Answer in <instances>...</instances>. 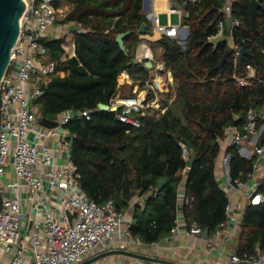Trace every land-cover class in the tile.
<instances>
[{
  "label": "trees",
  "instance_id": "obj_1",
  "mask_svg": "<svg viewBox=\"0 0 264 264\" xmlns=\"http://www.w3.org/2000/svg\"><path fill=\"white\" fill-rule=\"evenodd\" d=\"M252 1L235 0L233 6V16L241 21L234 42L252 52L244 56L242 66L235 65V52L227 39L216 44L209 41L218 32L223 0H172L181 5L182 25L189 28L186 48L168 37L148 41L175 77L176 98L165 113L146 110L140 115V126H133L117 120L120 109L98 110L91 120L75 118L67 124L74 135L72 161L81 175L83 190L98 204L113 199L118 211L132 210L133 238L155 243L170 236L182 172L193 157L185 180L186 223L197 222L212 234L225 220L228 199L215 175L221 152L218 139L228 126H240L248 109L264 107V0H258L256 29L251 24ZM66 3L71 9L64 23L79 27L73 32L76 55L62 59L64 36L43 40L47 60L58 62L37 101L43 117L66 110L94 109L100 103L111 105L119 93L131 94L128 85L124 91L118 84L123 71L134 80L149 76L146 63L134 61L136 47L143 41L141 25L148 24L147 34L152 31L143 12L144 0ZM126 32L123 50L117 36ZM229 49L232 53L218 69ZM247 65L255 68L256 78L247 86H239L234 75L244 74ZM182 143L189 152L188 162ZM259 144H264V134ZM228 153L232 177L251 170L253 162L242 158L236 146ZM164 178L166 182L159 191L157 186ZM260 191L264 194V180ZM141 195H146L144 205H131L132 199ZM257 247L264 251V205H249L243 215L238 252L255 254Z\"/></svg>",
  "mask_w": 264,
  "mask_h": 264
},
{
  "label": "built area",
  "instance_id": "obj_2",
  "mask_svg": "<svg viewBox=\"0 0 264 264\" xmlns=\"http://www.w3.org/2000/svg\"><path fill=\"white\" fill-rule=\"evenodd\" d=\"M66 1L25 0L19 35L0 83V259L8 254V264H81L110 250L131 249L141 254L140 250H153L158 257L180 264H204L203 256H198V261L194 259L200 252L215 253L220 258L225 244L239 237L247 207L264 205V194L260 191L264 180V144H259L264 134V108L248 109L242 124L228 126L218 139L221 152L215 162V173L228 203L225 220L212 234L206 238L204 227L185 221L187 165L178 188L175 225L167 239L191 238L192 243L161 245V242L145 243L133 238L130 212L118 211L113 199L103 204L92 200L83 190L81 175L72 161L74 135L67 124L75 118L91 120L100 108L63 111L57 115L58 126L48 128L40 124L43 116L33 102L42 94V86L50 82L58 64L47 60L43 40L60 23L59 34L66 41L74 24L64 23L71 9ZM223 1L218 32L209 41L216 44L227 39L235 52V65H239L240 47L234 42V32L241 21L233 16L235 0ZM146 18L153 31L186 48L185 26L162 25L154 10L147 12ZM134 61L152 62L149 76L134 80L123 71L118 84L132 86L131 94L119 93L112 105L120 109L116 115L118 121L140 126V115L146 110L165 113L173 102L171 98L164 105L165 95L175 91L176 82L172 69L155 55L149 42L143 40L137 45ZM255 78L252 65L246 66L244 74L234 75L239 86H247ZM181 145L184 160L188 162L186 144ZM235 146L242 158L253 162L251 170L240 177L230 174L232 158L228 149ZM139 199H132L131 205L138 204ZM238 249L239 245L230 254L229 264H264V251L259 247L251 255H240Z\"/></svg>",
  "mask_w": 264,
  "mask_h": 264
},
{
  "label": "water",
  "instance_id": "obj_3",
  "mask_svg": "<svg viewBox=\"0 0 264 264\" xmlns=\"http://www.w3.org/2000/svg\"><path fill=\"white\" fill-rule=\"evenodd\" d=\"M185 0H182V2H184ZM150 0H144V8L143 10H147L150 9V5H149ZM259 1L258 0H253L251 3V10H250V14H251V24L253 26L254 29H256V17H257V10L259 7ZM177 3H174L173 6H176ZM26 8V3L25 0H0V83L4 77V75L7 72L8 66H9V62H10V57H11V51L12 48L14 47L16 40L18 38L19 35V30H20V18L23 14V11ZM147 23H143L140 27L139 33L144 35L147 34ZM231 26V22L230 20L227 21V28L229 29ZM78 26L75 25L72 27V31H76L78 30ZM186 34H187V38L189 37V28L188 27H184ZM129 32L126 33H121L117 36V41L120 45V47L123 50H126L125 45H124V37L126 36V34H128ZM232 53V50H227L224 54V56L222 57L219 65H218V69H222L226 59L228 58V56H230V54ZM252 52L245 48V47H241L240 48V56H239V65L242 66L243 63V58L245 55H251ZM146 66L147 67H152V62H146ZM38 99L34 98L33 102L37 103ZM99 108L100 110H104V111H116L119 109V107L117 105H110V104H104V103H100L99 104ZM57 119V115L55 114H48L44 117H42V119L40 120V124L42 126L48 127V128H55L58 126V123L56 121ZM189 146H191L189 144ZM195 161V157L191 158L188 162V167L191 168L193 163ZM166 182V178H164L157 186V189L160 191L163 187V185ZM204 236L207 238L209 236V230L205 229L204 231ZM111 255H124V256H129L132 258H136L139 260H144V261H149V262H154V263H158V264H180L176 261L170 260V259H166V258H162V257H158V256H149V255H144L141 253H136V252H131V251H126V250H110L104 253H101L97 256H94L84 262H82L81 264H92L95 261H98L102 258H106L108 256Z\"/></svg>",
  "mask_w": 264,
  "mask_h": 264
},
{
  "label": "crops",
  "instance_id": "obj_4",
  "mask_svg": "<svg viewBox=\"0 0 264 264\" xmlns=\"http://www.w3.org/2000/svg\"><path fill=\"white\" fill-rule=\"evenodd\" d=\"M159 1H163V7L159 8ZM174 2H172V0H150L149 5H150V9L147 10H143V12L145 13V15L147 14V12L149 11H156L159 16L162 15L163 17L165 16H169V22H166L164 25H169V24H173L170 21L171 16L173 15H180V24L182 25V19H183V10L182 7L179 3H177L176 6H173ZM149 21V20H148ZM150 23V21H149ZM151 24V23H150ZM60 23L57 25V29L56 26L54 28H52L51 33H50V38L54 37H58L61 36L59 34V27H60ZM174 25V24H173ZM152 32L155 31H151L150 34H144L143 35V40L144 41H153V40H148L147 37L148 35H151ZM161 38V36H159V38L157 40H159ZM154 40V41H157ZM64 54L62 59L65 60L68 57H72L76 55V51H75V38H74V33L71 29V33H69L68 37H66V41L64 42ZM154 51V50H153ZM162 51V50H160ZM129 86V85H128ZM122 87V89L125 91L127 90L126 85L125 86H120ZM131 88L132 86L128 87V90L131 92ZM264 108V107H263ZM262 108V109H263ZM216 175V173H215ZM217 176V175H216ZM217 179V177H216ZM218 180V179H217ZM219 181V180H218ZM139 197L140 199L139 201V205L143 206L144 205V201L146 199V195H141V196H136ZM143 200V201H142ZM127 212H130V214L133 216L132 210H128ZM192 243V239L191 238H173V239H165L163 240L160 244L161 245H177V244H181V245H186ZM239 245V237L236 239H232V241H229L228 243L225 244V251L221 254V257H217L215 253H213L212 255H203L201 252L196 254V258L195 261H198L199 257L198 256H203L204 257V264H229V257L230 254L233 253L237 246ZM129 251V250H128ZM131 252H134L135 249H131ZM141 252H143L142 254L144 255H149V256H157L158 254L155 251H144V250H140ZM166 255L168 256V254L166 253ZM170 258V257H169ZM10 259V255L6 254L4 255L1 259H0V264H8V261ZM172 259V258H171ZM92 264H158V263H154V262H149V261H142L136 258H132L129 256H124V255H111L108 256L106 258H102L98 261L93 262Z\"/></svg>",
  "mask_w": 264,
  "mask_h": 264
},
{
  "label": "rangeland",
  "instance_id": "obj_5",
  "mask_svg": "<svg viewBox=\"0 0 264 264\" xmlns=\"http://www.w3.org/2000/svg\"><path fill=\"white\" fill-rule=\"evenodd\" d=\"M159 18H160V22H161L162 25H164L166 22H169V16L163 17L162 15H160ZM170 21L174 25H180V23H179L180 22V15L179 14L178 15L176 14V15L171 16ZM62 30L65 31L64 28ZM159 36H160L159 33L155 31V32H152L151 35H148L147 39L154 41V40H157L159 38ZM171 98L173 99V101L175 100V98H176L175 91L168 92L167 95H165V99L166 100L169 101Z\"/></svg>",
  "mask_w": 264,
  "mask_h": 264
},
{
  "label": "bare ground",
  "instance_id": "obj_6",
  "mask_svg": "<svg viewBox=\"0 0 264 264\" xmlns=\"http://www.w3.org/2000/svg\"><path fill=\"white\" fill-rule=\"evenodd\" d=\"M157 5H159V8L161 7H163L164 5H163V1H159V4H157Z\"/></svg>",
  "mask_w": 264,
  "mask_h": 264
}]
</instances>
